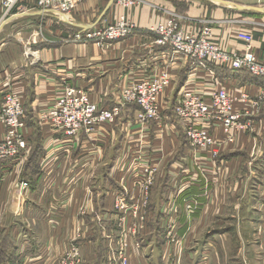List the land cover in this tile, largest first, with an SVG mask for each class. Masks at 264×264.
I'll use <instances>...</instances> for the list:
<instances>
[{
	"label": "crops",
	"instance_id": "obj_1",
	"mask_svg": "<svg viewBox=\"0 0 264 264\" xmlns=\"http://www.w3.org/2000/svg\"><path fill=\"white\" fill-rule=\"evenodd\" d=\"M176 1L183 0H146L143 5L126 9L116 0H75V8L62 11L60 8L44 10L38 5V0H19L11 17L0 22V108L10 89L23 100L27 124L25 134L31 150L26 173L38 179V184L36 182L30 190L28 199L31 201L27 202L28 206L38 205L44 210L36 216L28 211L30 215L24 221L30 217L34 221L40 216L39 221L45 228L43 238L40 233L38 238L35 237L40 245L31 246L22 240L27 238L35 242L34 236L29 233L22 237L20 219L12 214V232L4 233L0 238V244L3 240L10 243L6 247L10 258L0 261V264H50L56 254L54 243L63 241L61 220L56 224L59 225L56 230L58 238L52 233L57 208L63 212L61 218L65 226L75 223L74 217L78 224L75 210L82 205L81 200H88V208L95 212L101 209L110 214L115 195L111 183L128 176L129 183L125 184L133 191L134 182L130 178L134 172L139 173L140 166L145 165L161 166L159 178L166 175L175 178L180 170L184 175L185 171L188 174L194 172L199 162L204 177L214 182L208 196L201 186L188 188L183 184L177 191L169 189L167 203L162 202L165 208L166 204L174 208L179 203L183 210L185 198L193 203L198 201L201 211L191 212L193 224L211 225L213 212L219 207L230 208L229 205L236 202L234 208L247 209L252 205L262 212L260 220L264 225V187L255 179L253 184H245L246 177H264V78L247 70H229L213 63L204 66L193 58L174 55L168 47L157 46L150 28L165 18L166 11L176 9ZM186 1L190 9L186 16L188 19L182 20L181 27L193 33L208 23L194 18L199 14L195 9L198 6L217 8L216 16L210 15L217 19H223L224 12L230 9L243 14H264V0ZM208 1L216 3L217 7ZM235 3L240 6H235ZM123 14L137 25L127 38L105 45L76 41L77 33L104 27ZM2 15L0 0V19ZM248 31H241L247 37L234 38L228 30L221 34V29L215 28L212 38L228 52L251 50L263 60L264 30ZM162 74L168 75L170 83L159 96L161 121L140 122L139 105L126 103L122 104L116 122L102 123L92 133L81 131L76 137L68 138L64 133L54 131L49 122L39 119L41 113L48 112L64 96L68 87L83 89L99 108H112L121 102L124 89ZM184 89L201 95L208 102L211 94L226 90L234 99L231 111L243 114V123L247 121L250 124L249 131L234 133L229 152L219 148V160L211 156L209 148L191 146L180 120L175 116L174 108ZM205 126L214 136L217 146L226 141L221 123L212 121ZM3 133L4 127L0 123V140ZM250 160L254 163L252 168L251 163L248 165ZM179 161L183 165L180 166ZM136 175L140 178V174ZM57 176L62 178L61 185L54 187L51 182ZM232 176L234 184L229 185ZM91 180H101L106 186H94ZM42 183L44 186H40ZM92 193L94 201L90 197ZM80 219L81 223L93 225L92 221L97 217L84 215ZM69 233L70 237L75 236L74 224L66 229L64 237L67 238ZM8 235L14 242L6 241ZM87 253L84 255L88 256ZM204 259L206 262L207 258Z\"/></svg>",
	"mask_w": 264,
	"mask_h": 264
},
{
	"label": "rangeland",
	"instance_id": "obj_2",
	"mask_svg": "<svg viewBox=\"0 0 264 264\" xmlns=\"http://www.w3.org/2000/svg\"><path fill=\"white\" fill-rule=\"evenodd\" d=\"M120 1L116 0L120 6L128 9L143 5L146 0L141 3H137L134 0L131 5H124ZM194 1L204 2L205 0ZM208 2L211 6H216V3ZM175 3L176 9H171L170 12L166 11L164 19L169 16H175L181 22L188 19L186 16H188L187 12H189L190 7L187 5V1L183 0L178 3L176 1ZM235 4V6H240L238 3ZM14 9L15 7L6 17L2 9L3 15L0 22L4 18L6 20L10 18ZM195 9L199 11V14L194 17L196 21L199 20L202 23L208 21L207 24L212 29V34L216 28L221 29V34L228 30L229 35L234 36V38H241L242 36H248L246 33H242V30L247 32H249L248 29L253 30L256 28L264 30V14L262 13L243 14L230 9L224 12L222 15L223 19H217L213 15L210 17L211 14L216 16V13L219 12L217 8L198 6ZM130 20L134 22L132 19ZM204 26L205 24L201 29ZM139 111H141V108ZM26 125L25 121L24 134ZM244 125L246 128L235 129L231 132L233 140L236 131L247 132L250 130V124L247 121ZM226 141L219 144L221 149L223 148V152H229L230 150V144L226 143ZM208 148L210 150L213 149L212 146ZM30 152L27 139V147L24 150L0 160V238L4 233L12 232L13 227L10 224L13 223L12 214L20 219L21 229L19 231L22 233V237H24V234L28 235L29 233L34 236L32 237L33 239L35 237L38 238V233H40L41 238L44 237L43 230L45 228L39 221L40 216L34 221L31 217L29 220L24 221L29 217L28 211L30 210L33 212L31 214L35 216L44 211L38 205L28 206L27 202L31 201L28 198L30 197L32 186H35L36 182L38 184L37 176H30L26 173V164H29ZM246 159H248V156ZM182 161L178 162L180 166L183 165ZM251 161H248V165L251 163L252 168L254 163L252 164ZM198 163H196L197 168L194 172L188 174L185 171L186 174L184 175L183 170H180V174L175 178L168 175L159 178L161 166L158 165L153 166L156 168V172L150 177L142 170L151 165L140 166L137 170L139 173L134 172V176L130 178V181L134 182L133 191L127 189L125 184V182L129 183L128 176L119 177L117 182L111 183L115 191L112 214H107V211L101 209L99 212H95L94 209L88 208L90 204L88 200L83 202L81 200L82 203L80 202V204L82 205L75 210L78 224L76 223V218H73V221H75V223H72L75 225V236L72 235V237H70L71 233H69L67 238L64 237L66 229H69L72 224L64 225L61 218L63 217V212H61L60 208H57L53 217L55 224L52 226V233L57 236L56 230L59 225L56 224H59L61 220L63 241L54 243V252L56 251V254L49 263L61 264L64 260H67L73 264H204V258H207V264H264V225L261 222L262 220H260L262 212L255 209L252 205L247 209L234 208L235 202L229 205L230 208L223 209L219 207L216 212H213V219L210 220L211 225L202 226L193 224V213H191L193 211L197 213L201 211L198 209L200 206L198 201L192 203L190 200H186L188 198H185L183 210H181L179 203L174 208L172 205L169 207L168 204H166V208L164 207L162 202L166 201L165 203H167V191L169 189L177 191L180 185L183 184H185L183 185L184 187L186 185L187 187L193 185L196 187L201 186L205 196H208L209 190L214 186V182L209 177V179L207 176L204 177L205 173L198 166ZM140 168L142 169L141 171ZM136 174H140V178ZM145 175L148 179L152 178V182H148L145 177L141 180V177ZM253 179L258 180V184L264 187V177L260 179L246 177L245 184H253ZM233 180L234 176L229 178V185L234 184ZM61 181L62 178L57 176L51 183L54 187H57L61 185ZM90 182H93V180ZM93 184L94 186L98 184L101 187L106 186V183H102L101 180L100 182L99 180L93 182ZM40 186H44V183ZM102 195L103 192L101 191ZM93 196L94 194L92 193L90 196L92 201H94ZM189 205L191 208L188 207ZM163 208L166 210L165 213ZM84 215L86 217H97V219H93V225L88 222H84V224L80 221V217ZM103 217L107 219L104 220ZM173 220L177 221L173 222ZM25 240L31 246L40 245L38 239H35V242H31L24 238L22 241ZM6 241L14 242L10 235H8ZM7 244L10 243H5V240H3L0 244L1 248L4 249ZM84 252H88V256H85Z\"/></svg>",
	"mask_w": 264,
	"mask_h": 264
},
{
	"label": "built area",
	"instance_id": "obj_3",
	"mask_svg": "<svg viewBox=\"0 0 264 264\" xmlns=\"http://www.w3.org/2000/svg\"><path fill=\"white\" fill-rule=\"evenodd\" d=\"M18 1L2 0L1 6L5 17ZM135 1L143 2V0ZM120 2L124 5H131L134 0H121ZM38 5L44 10L60 8L62 11H69L75 8L76 2L75 0H38ZM181 24L182 22L175 16L158 21L150 28L155 36L154 43L157 46L168 47L174 55L193 58L204 66L206 63H213L229 70H247L256 77L264 78V59L260 60L253 51L228 52L213 40L212 29L208 24H205L197 33L183 29ZM136 29V23L123 14L119 19L104 27L77 33L75 39L105 45L127 38ZM169 83L168 75L162 74L155 79L134 84L122 91L121 102L112 108H99L83 89L68 87L64 96L48 112L41 113L39 119L49 122L54 131L62 132L68 138L76 137L81 131L92 133L99 124L116 122L120 116L122 104L126 103H135L140 106L141 111L138 114L140 122L161 121L159 96ZM233 102L234 99L226 90L211 94L210 102L191 90L181 91L180 100L175 105L174 112L191 145L197 149L212 146L211 156L218 159L220 146L216 145L214 136L205 124L212 121L221 123L223 132L229 137L226 142L232 143L231 132L235 129L246 128L242 121L244 115L231 111ZM0 123L4 127V135L0 140V160H2L27 147V138L23 133L24 103L22 98L11 89L6 92L4 104L0 108ZM142 171L152 177L156 168L148 166ZM146 175L145 178H147ZM147 181L152 182V178ZM188 207L191 208L190 205ZM61 264L73 263L64 260Z\"/></svg>",
	"mask_w": 264,
	"mask_h": 264
},
{
	"label": "trees",
	"instance_id": "obj_4",
	"mask_svg": "<svg viewBox=\"0 0 264 264\" xmlns=\"http://www.w3.org/2000/svg\"><path fill=\"white\" fill-rule=\"evenodd\" d=\"M10 258V255H8L7 248L5 247L4 249L1 248L0 245V261L1 263L6 259Z\"/></svg>",
	"mask_w": 264,
	"mask_h": 264
},
{
	"label": "bare ground",
	"instance_id": "obj_5",
	"mask_svg": "<svg viewBox=\"0 0 264 264\" xmlns=\"http://www.w3.org/2000/svg\"><path fill=\"white\" fill-rule=\"evenodd\" d=\"M197 64V63H196Z\"/></svg>",
	"mask_w": 264,
	"mask_h": 264
}]
</instances>
